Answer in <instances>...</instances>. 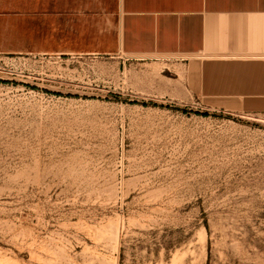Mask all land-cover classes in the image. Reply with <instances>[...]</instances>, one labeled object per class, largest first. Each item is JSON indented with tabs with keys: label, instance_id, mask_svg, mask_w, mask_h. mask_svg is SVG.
I'll return each mask as SVG.
<instances>
[{
	"label": "rangeland",
	"instance_id": "rangeland-1",
	"mask_svg": "<svg viewBox=\"0 0 264 264\" xmlns=\"http://www.w3.org/2000/svg\"><path fill=\"white\" fill-rule=\"evenodd\" d=\"M188 72L0 55V264H264V113Z\"/></svg>",
	"mask_w": 264,
	"mask_h": 264
},
{
	"label": "crops",
	"instance_id": "crops-1",
	"mask_svg": "<svg viewBox=\"0 0 264 264\" xmlns=\"http://www.w3.org/2000/svg\"><path fill=\"white\" fill-rule=\"evenodd\" d=\"M31 54L180 57L198 97L264 113V0H0V55Z\"/></svg>",
	"mask_w": 264,
	"mask_h": 264
}]
</instances>
